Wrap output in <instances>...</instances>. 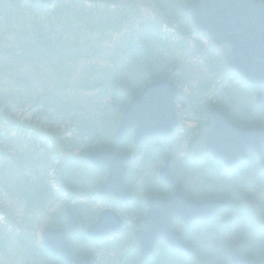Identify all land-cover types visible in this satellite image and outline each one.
Returning a JSON list of instances; mask_svg holds the SVG:
<instances>
[{
	"label": "rangeland",
	"instance_id": "obj_1",
	"mask_svg": "<svg viewBox=\"0 0 264 264\" xmlns=\"http://www.w3.org/2000/svg\"><path fill=\"white\" fill-rule=\"evenodd\" d=\"M116 1L107 0L103 3L98 0H53L47 11H41L45 14L42 16L43 18L50 15L48 17L50 18V23L46 21L48 18H41L40 24L37 25L46 29V35L54 36L58 30L61 40L57 41L56 45L52 46V49L47 48L46 52L35 49L33 41L25 40L23 36L24 29L21 27L22 25H19L17 19H13L9 23H5L4 20L0 22V97L5 98L6 101L11 98V104L14 106L11 124L16 126L11 129V136L5 137L9 142L4 141L3 144H0V148L11 154V156L7 155V157L9 162L14 163V168L19 169L20 165L27 163L30 158L33 159L35 164L31 170L26 168L15 175H11V170H3L2 165H0V180L2 182L6 180L7 185H9L8 191L0 186V204L9 205L8 209L14 220L21 216L17 218L18 224L16 226L11 225V228L7 229V231H11V240L5 236H0V241L6 240L8 241L6 244L11 243V245H5V248L9 249L8 252L0 254L2 264H28L29 262L24 263V257H21L28 244H33L34 250L32 251V258L29 259L28 257L29 264H51L52 260L50 257L52 255L44 243L43 233L45 230L63 226L65 217L63 218V223H59L58 219H60L61 214H65L67 205L70 204L73 208L76 207L74 210L77 209L80 213H85L87 216L93 212V216L90 215L93 218L98 217L106 206L104 203H100V199L97 198L98 195L95 193L106 178L105 169L86 168L78 164V161H68L66 164V176L63 172L64 164L62 163L71 154L77 156L86 154L89 153L91 148H97L101 144L100 140L92 138L93 133H89L92 129L88 125L89 122L86 121L92 114L93 106L91 101L96 90L82 89V87L78 86V81L89 74L90 77L96 76V73L100 75V69L108 67L111 58L119 54L117 52L119 46L124 40H127V35L132 33L135 28L140 27L144 21L154 20L156 22L158 19L157 22L160 24L156 23L158 28L153 32L160 29L164 33L171 34V42L173 41V24L178 28V24H176L178 22H176L174 17L172 19L163 17V19L161 15H158V5L152 0L127 1V3L137 8L134 13L131 10V13H128L127 16L122 13V9L118 5L117 7L115 6ZM59 2L71 6V9H69L71 12L68 15L65 13L67 8L64 9L65 11L62 10L60 12L62 14H59V17L53 15V11L60 6ZM178 4H175V6ZM23 8L27 9L26 11H30L28 12L30 14H37L35 6L32 7L26 3ZM41 12L39 15H41ZM81 14L85 15L87 20L78 27V20ZM65 16L69 17L70 23L62 20ZM68 27L70 30L76 27V30L70 34L67 31L64 33L65 30L63 28L67 29ZM187 35L191 37L193 41L191 43H194L196 48L201 47L200 41L208 44L205 37H199V39L189 33ZM182 36H184L183 33L178 34L177 39ZM188 36H185L183 41L188 42ZM151 44L154 43L152 42ZM165 55L167 62L173 59V48H170ZM196 59L198 58H194L192 54L181 57V61L185 63L187 69H189L190 64L194 65V67L192 73H189L191 75L188 76V83L180 85L183 92H181L179 99L186 97L185 94L188 93L187 85L193 84L192 81L197 83V78L200 77L201 79L204 75L203 70L200 69L201 63L198 66L199 61L196 62ZM181 75L185 76L186 74L183 73ZM208 77L209 81H212L214 76L208 73ZM185 78L180 77V79ZM205 92L204 96L209 101L206 102L204 100L201 103V108H204L207 103L216 104L219 101L214 87H209ZM244 93L247 92H240L241 99ZM41 95L48 100L41 106H36V98ZM112 105H114V109H117L115 101L111 97H107L101 106L105 111L98 118L97 123L99 125H97L102 134L105 133L107 128L102 127L104 121L102 122L101 120H110L112 117L111 126L114 133H116V128L114 127L122 111L118 109V111L116 110L117 112L110 110L109 107ZM208 106L206 105V108ZM42 111L46 115L42 114ZM191 118H193L191 115L187 118L185 114H182L181 124L195 127V122H191ZM200 120L202 118H199L198 122ZM80 126H82L83 132ZM194 129L195 131L194 133L192 132L191 138L190 135L192 133L189 132L187 134L189 140H183L185 130H180L175 136L176 142L174 146L176 150L178 149L177 152L174 151L176 172L182 170L178 165V158L184 154L181 149L191 148L192 144L196 146V140L199 141V145L202 143L203 136H201L200 128ZM34 131L38 132V135H43V138L37 140L38 135L33 137ZM87 132L92 137H84ZM111 135L112 133H110ZM31 139H33V142L30 141ZM81 139H84V142H80ZM76 142L79 143L78 146H76L77 144L74 145ZM34 152L35 155H33ZM132 154L134 155V153ZM140 158H143V156L140 155ZM151 165L149 171L142 167L143 171L141 172H145L143 176L153 175V170L158 169L159 171L163 167V163ZM138 166L140 165L134 164V170ZM248 166L250 168L245 166L243 171H248L247 175L251 177L250 186L252 183L257 182L261 172L259 165ZM30 171H33L34 177ZM194 171L196 172L197 169ZM25 174L32 178L41 177L48 184V190L52 193L55 200L54 203H52L53 200L48 202V208H37L38 210L32 214H25L26 203L19 199L18 196H14V192L11 190V184H15V179L17 177L22 178ZM177 175L180 177L184 173L181 172ZM65 178L67 179L65 183L71 184L74 190L66 187L65 183H63ZM191 178H193L195 184H200L202 180H205L206 187L209 189L215 185L213 178H206L203 174L194 175L191 173L184 175L183 183L190 181ZM134 181L135 184L141 183L138 175ZM173 188L175 189V187ZM176 188L184 192L187 191L186 187L184 188L181 185ZM189 190V193H193L191 189ZM193 195H195L194 198L207 197L205 193L198 195V197L194 193ZM237 195V201L242 202L241 205L248 208L251 200H245L239 193ZM218 220L221 221L220 219ZM6 223L5 215L0 212V228L2 224L6 225ZM57 224L59 225L58 227ZM83 229L81 228V230ZM208 234L210 235V232ZM22 236L23 238L20 239ZM101 244V246L94 242H90L86 246L82 244L79 246V250L76 249V252L96 256L95 252L97 250H102L104 253V249H106L104 243ZM17 248L19 249L16 250ZM99 257L101 258V256Z\"/></svg>",
	"mask_w": 264,
	"mask_h": 264
},
{
	"label": "water",
	"instance_id": "obj_2",
	"mask_svg": "<svg viewBox=\"0 0 264 264\" xmlns=\"http://www.w3.org/2000/svg\"><path fill=\"white\" fill-rule=\"evenodd\" d=\"M186 10L192 14L197 31L207 35L221 50L232 71L251 84H264V0H197L190 3ZM178 96L176 86L168 78L148 83L122 114L117 127L118 140L131 132L134 133L136 145L149 137H169L178 126ZM258 101H261L260 93ZM207 126L206 151L224 161L228 167L244 160L249 149L258 154L262 151V127H240L217 108L210 110ZM86 158L97 168H107V177L99 189L100 194H111L123 201L131 198L125 185L130 155L99 150L86 155ZM160 177L168 184H173L168 162L161 169ZM149 201L151 208L145 219V229L138 234L147 246L146 249L141 248L144 256L149 254L159 235L168 236L173 245L170 226L174 217H182L190 222L197 218H210L225 207L224 201L195 202L179 192L172 198L154 197ZM121 227V218L106 210L88 232L96 238H102L119 231ZM78 230V221L72 210L68 209L64 228L44 232L45 244L54 255L65 259L67 264H91L89 259L77 260L67 243V236ZM175 243L177 246L181 242L175 238ZM178 246L183 248L182 245ZM234 262L247 263L239 253H235Z\"/></svg>",
	"mask_w": 264,
	"mask_h": 264
},
{
	"label": "trees",
	"instance_id": "obj_3",
	"mask_svg": "<svg viewBox=\"0 0 264 264\" xmlns=\"http://www.w3.org/2000/svg\"><path fill=\"white\" fill-rule=\"evenodd\" d=\"M24 5H26V3L23 0H0V22L4 20L5 23H9L13 19H17L19 25H22L21 27L24 29L23 36L25 40L33 41L35 44V49H39V51L43 50V52H46L47 48L52 49V46H55L57 41L61 40V35L59 34L60 32L57 30L54 36L46 35V29L41 28L39 25H37L40 24L41 18L47 19L50 15L43 18L41 15H38L36 13L30 14L28 13L30 11H26L27 9L23 8ZM59 5L60 6L53 11V15L59 17V14H62L60 12H62V10L66 8L68 10V12L67 10L65 12L67 15L71 12V10H69L71 9L70 5L67 6L62 4L61 2H59ZM14 10L17 11V14L14 13ZM161 16L165 19L166 17L172 19L173 13L171 15ZM62 20L70 23L68 16H65L64 19L62 18ZM86 20V16L81 14L78 20V27L84 24ZM46 21L50 23V18H48ZM157 21L158 19L156 20V22H154V20L144 21V23L140 27L134 29L132 33L128 34L127 40H124L121 46H119V49L117 51L119 54L111 58V62L108 67L100 69V75L96 73V76L90 77L89 74L84 76L83 79H81L80 81H78V86L82 87V89L88 88L89 90H96V93L94 94L91 101L93 106V109L91 110V117L87 118L89 119V121H87L86 119V121L89 122L88 125H90V129H92V131L89 133H93V137L88 132L86 134L84 133V137L89 136L94 138V140L98 139L101 141V144L97 148H91L89 152L100 148H112L124 153H134V163L138 160L139 156L144 153L145 158L143 160V166L147 164H154L158 160L160 162L163 161L164 158H162L163 155L161 156V148L156 142H147V144L144 143L140 147H135L132 142V136L130 135L125 140H123V142L118 143L116 142L114 137L112 138V135L110 136V134H108V130L103 135L97 125L98 118H100L101 114L105 111V109L101 107L105 98L111 97L115 101L117 109L122 110L126 106L129 99H131L135 94L139 93L146 83L169 75L173 64L178 65V68L181 72H188V76L191 75L189 74L191 73V70L187 69L177 60L171 59L167 62V57L165 54L166 52H169L170 48H173V41H170L172 35L169 33H164L160 29L153 32L156 28H158V26H156V23L160 24ZM63 29L65 30L64 33L67 31V33L70 34L74 30H76V27H74L73 30H70L69 27L67 29ZM40 30L43 31L40 32ZM193 32H195L193 29L189 31V33ZM152 42L154 44H151ZM175 45H177L176 47L178 49L183 50L184 53H186L189 49H192L195 54L202 55L200 56V58L202 57L200 69L203 70L204 77L196 86L191 87V90L193 92V102H191V107L194 111H196L198 109H201V103L204 102V99L202 97L206 93L205 91L209 87H213L215 79L219 78L221 73H225V71H227V68L224 65L221 55H217L214 51H208L206 53L203 52L204 45H201L202 50L201 47L196 48V46L194 48H191L190 45L183 40L179 41ZM206 69H208V73L213 74L214 76L212 78V81L210 80L208 83L205 82L207 81ZM221 76L223 78L224 74H222ZM174 78L179 83H188V77L185 79H180L179 75L177 74L174 76ZM217 90L220 89L218 88L216 89V91ZM220 92L221 98L217 102V105L221 106L223 109H226L225 106L227 105L232 104V106H236L242 103V101L239 100L240 93L238 91V87H232L229 89L224 87L223 85ZM47 100L48 99L45 98L43 95L38 96L35 101V103L37 104L36 106H41ZM251 103L254 104V101L251 100V98L245 100L242 103L245 108L241 109V112H243L244 110H249V105ZM0 107V144H3L4 141L9 142L5 137L11 136V129H14L16 126L11 124V117H13L14 114V106L11 104V98H9V100L7 99L6 101L5 98L0 97ZM204 108H206V105L204 106ZM109 109L112 111L117 110L114 109L113 105L110 106ZM41 113L45 114L43 111ZM263 118L264 114L260 110V108H258L256 123H264ZM80 128L82 129V126H80ZM33 135V137H36L38 135V132L34 131ZM40 138H43V135H38L36 139L38 140ZM30 141L33 142V139H31ZM80 142H84V139H81ZM78 144L79 143L76 142L74 145L78 146ZM76 146H74V148H76ZM159 154L161 158L160 156H158ZM0 155V165H2V169L11 170V175L20 173L26 168H29L27 170H31L35 165L33 159L30 158L27 163L21 164L20 168L17 169L14 168L13 162H9L7 155L11 156V154H9L3 148H0ZM33 155H35V152L33 153ZM68 161H78V164L82 165V167H92V165L85 159V154L79 156L71 154L62 163L64 164L63 172L65 176L67 171L66 164L68 163ZM180 162L181 160H178V165L180 164ZM184 163L187 166L190 164L198 165V162L195 161V159L184 160ZM213 163V170L210 167L209 170L206 171V174L213 176L215 180L214 187L207 191L209 196L237 200L236 196L237 193H239L241 197L246 198L248 200H252L253 193L249 186L250 181L246 179L245 182H243L239 179L238 175L241 170L240 166L228 171L223 166L218 165L215 162ZM133 168L134 167L132 164L130 172H133ZM224 169L226 170L225 172ZM30 172H32L33 175V171ZM17 178L14 181L15 184H11V190L14 192V196H18L19 199L23 200L26 203V215L29 213L32 214L34 211H37V208H48V202L52 200V203L55 202L54 196L48 190V184H46L41 177L32 178L25 174L22 178ZM66 181V178L63 179V183H65ZM244 184L246 185V187L243 186ZM65 185L67 188L74 190L72 185L68 182L65 183ZM0 186H2V188L7 191L9 190V185H7L6 180L4 182L0 180ZM159 193H161V190L159 191ZM8 207V204H0V212L5 215V220L7 222L6 225L2 224V227L0 228V236H5L6 238H9L11 240V231H7V229L11 228V225L16 226L18 224L17 218L21 216L17 217L16 220H14V217H11V212L9 211ZM61 221H63V214H61L60 219H58L59 223ZM260 235L263 236L264 234L261 233ZM22 238L23 236L20 239ZM262 241L263 240H261L260 242L262 243ZM0 242V254H2V252H8L9 249L7 247L5 248V245L8 246L11 245V243L6 244L8 242L6 240H2ZM18 249L19 248H17L16 250ZM32 251H34L33 244H28L26 246L25 252L21 256L22 258L24 257V263H30V261H28V257L29 259L32 258ZM0 264H2L1 261Z\"/></svg>",
	"mask_w": 264,
	"mask_h": 264
},
{
	"label": "flooded vegetation",
	"instance_id": "obj_4",
	"mask_svg": "<svg viewBox=\"0 0 264 264\" xmlns=\"http://www.w3.org/2000/svg\"><path fill=\"white\" fill-rule=\"evenodd\" d=\"M31 1V0H30ZM100 2H106L107 0H98ZM129 0H117L115 3V6L122 9V13L124 12L125 14L130 13L132 10V13H134L137 8L134 7V5H131L127 3ZM137 1V0H136ZM158 5V15H171L172 11L168 9V6L170 3L173 2V0H152ZM153 6V5H152ZM132 7V8H131ZM153 9V8H152ZM127 11V13H126ZM251 88L252 92V97L255 101L254 104L249 105V110H245L244 112H241V108H245L244 105H227L225 106L226 109L221 108V106L217 105H209L207 108H201L196 111H191L189 109L184 110L182 109L180 112L184 113L187 118L188 115H191L193 118L192 122H195V127L193 126H188V125H180L179 129L176 131V133L173 135V140H168L167 141V146L165 148V152L170 154L173 151V156H175V152L178 151L173 147V143L176 142L175 136L180 130H185V134L183 135L184 140H189V137L187 134L194 133L195 129L191 128H200L201 130V136L202 138V143L199 145V141L196 140L195 145L196 146H191V148H185L181 149L184 154L192 159H195L198 163H201L202 165L210 164L209 160H214L213 157L209 154V152L206 151V139L208 137V127H207V122L209 120L210 116V108L212 107H218L222 111H225L229 117L236 122L239 125H244V126H252V125H257V109L258 107L264 114V85L263 86H249L246 84V87ZM188 88V87H187ZM259 92H262V100L259 103L257 94ZM201 110V111H200ZM199 118H202L200 122H198ZM264 121V118H263ZM264 125V123H258ZM193 133L190 135V138L192 137ZM202 149V150H201ZM141 156L143 158L138 159L135 163L132 161L131 163L133 164H139L136 168V170H133L132 175L133 177L131 178L132 184L126 183V186L131 193V198L129 200L123 201L122 199H119L115 196H97V198L100 199V203H104L106 206L102 209L101 212L104 210H111L116 214L118 212L120 215L118 218H121L122 220V232L120 233L121 235L118 237L116 240V247L114 249H110L107 251V248L104 249V253L102 250H97L95 252L96 256H92L91 254H84L82 252L78 253L76 252V249H74V254L75 257L78 259H86L88 258L90 262L92 261V264H216L215 261L211 262L209 258L210 250H209V244L203 240H200L197 238L196 232L199 231L200 228H206L209 226L207 222H200V221H195V222H189L183 219L182 217H175L171 223L170 229L173 231V234L179 233L181 234L182 241L183 243H179L176 246L175 243V238L177 236L173 235V245L169 241L168 236L166 235H159L158 238L155 240L153 248L150 249V252L147 256H144L141 252V248L145 247L147 248L146 244L143 242L142 238L140 239V236L138 234L144 231L145 229V219L149 214L151 205H150V197L154 198L155 196H161V197H168L170 196V191L173 190V193L177 190L176 188L174 189L173 187L176 186L177 182H175L170 185L167 184L166 182H160V173H158V169L153 170V175H148L145 177L143 174L145 172L143 171L142 167H145L146 171H149L151 169L150 164H147L143 166V160L145 158V154L143 153ZM159 159V158H158ZM259 159V155L255 154L252 152L251 149L248 150L247 157L244 160L243 164H248V165H253L254 162L257 163V160ZM166 159L164 158L163 162H160L159 160L154 163V164H160V163H165ZM219 165L223 166L226 168L225 164L223 162H218ZM170 166L172 167L173 170V163H170ZM203 166V171L206 173V171L209 170V167ZM234 168V167H233ZM212 169V167H211ZM227 169V168H226ZM232 169V168H231ZM213 170V169H212ZM226 170L224 169V172ZM261 171H264V169H261ZM158 174H156V173ZM147 174V173H146ZM156 174V175H154ZM138 175V179L141 180V183L135 184L134 180L135 177ZM144 179V181H143ZM159 180V181H158ZM164 181V180H163ZM166 188H168V191H166ZM161 190V193L159 191ZM96 193V192H95ZM111 197V198H110ZM122 210L123 211L122 213ZM228 210H225L223 213L219 215L221 218V221L225 222L228 224V227L232 223H243L247 221V217L245 215H237V217H232L228 215L229 212ZM100 212V213H101ZM230 217V218H229ZM99 220V217L93 218L89 217L87 223L89 224H96ZM120 220V219H119ZM234 221V222H233ZM250 222L252 223L253 227V234H258L262 233L264 234V220L262 215L259 213V210L257 207L254 210V214L251 216ZM235 227V224H234ZM114 233V232H113ZM83 234V239L86 240L88 243L94 242L97 243L99 239L103 238H110L112 237V233L108 234L107 236H104L102 238H93L91 236V239L88 234L85 232ZM264 238V235H263ZM81 238V234H74L70 235V244L71 246L73 245H78V250H79V245H84L85 242ZM104 239V240H105ZM102 241L106 245V243ZM99 242V241H98ZM73 244V245H72ZM189 248V252H187L184 248H179L178 245H184ZM239 250L241 253L250 261L254 262V264H258L256 260L254 259V256L250 255L252 253L247 252L248 250L247 245L245 243L240 244ZM74 247V246H73ZM245 247V248H244ZM241 248H244L245 250L242 251ZM223 250H218V252H222ZM254 251H257V249H254ZM193 253L195 255H204L202 260H199L197 263H194V257ZM232 252H229V259H227V264H233L231 255ZM101 256V258L99 257ZM218 255L216 256L217 259ZM60 263L59 264H67L66 260H62L58 258ZM102 259V260H101ZM100 261V262H99Z\"/></svg>",
	"mask_w": 264,
	"mask_h": 264
},
{
	"label": "bare ground",
	"instance_id": "obj_5",
	"mask_svg": "<svg viewBox=\"0 0 264 264\" xmlns=\"http://www.w3.org/2000/svg\"><path fill=\"white\" fill-rule=\"evenodd\" d=\"M32 3H33V5L37 8V14L39 15V13L42 11V10H45V11H47L48 9H49V6H51L52 5V3H53V0H51V2L50 3H46V2H44L43 0H32ZM168 9H170L171 11H172V13H173V2L172 3H170V5L168 6ZM131 12V11H130ZM14 13L15 14H17V11L16 10H14ZM10 14H11V12H10ZM45 14L44 13H42L41 12V16H44ZM8 17H9V15H8ZM11 19H12V17H11ZM129 26V25H128ZM45 34H46V31H45ZM165 78H168L172 83H173V67L171 68V70H170V74L169 75H167V76H165ZM142 92V90L139 92V93H137V94H135L131 99H129V101L127 102V104H126V106L121 110L122 112H121V115H120V118H119V120L117 121V123L115 124V127L114 128H116V131H117V125L119 124V121H120V119H121V116H122V114L124 113V111L126 110V108L128 107V105L130 104V102L136 97V96H138L140 93ZM107 119V118H106ZM112 120H113V117L110 119V120H101L102 122L104 121V125H102V127H104V128H107L106 129V131H105V133L107 132V130H108V134H110V133H112V138L114 137L115 138V140H116V142H118V143H121V142H123V140H125V138H123L122 140H118V138H117V133H114V130H113V128L111 127V125H112ZM87 121H89V119H87ZM98 124V123H97ZM99 125V124H98ZM104 135V134H103ZM161 136H154V137H152V138H147V139H145L144 141H143V143H146L147 144V142H156L158 145H159V147L161 148V156L163 155V157L162 158H165L166 159V161L168 162V163H173V153H170V154H168V153H166L165 152V148H166V146H167V141L169 140H173V132L171 133V135L169 136V137H162V138H160ZM100 149H103V150H113V151H116V152H118V153H122V154H127V155H130L131 156V161L128 163V165H127V175H126V178H125V183H128L129 185L130 184H132V182H131V178L133 177V175H132V173L130 172V166H131V162L133 161L134 162V155L132 154V153H124V152H120V151H117V150H115V149H112V148H100ZM158 156H160V154L158 155ZM161 156H160V158H161ZM139 159V158H138ZM164 160V159H163ZM170 172H171V175H172V177H173V170H172V167L170 166ZM15 175V174H14ZM18 179V178H17ZM166 191L167 192H169L168 191V188H166ZM172 198L173 197V190L172 191H170V196H168V197H165V198ZM74 208H76V207H74ZM74 208L70 205V204H68L67 205V207H66V209H65V213L67 212V210L68 209H71L72 210V212L74 213V215H75V218L78 220V224H79V230L76 232L77 234H81V238L83 239V232H85L86 231V233L88 234V236L91 238V236L93 237V238H95L93 235H90L89 234V232H88V230L93 226V224H89V223H87V221H88V219H89V216L90 215H92L93 214V212H92V214H90V215H86V214H83V213H80V211L79 210H77V209H75L74 210ZM107 210H109V209H107ZM106 211V210H105ZM111 211V210H110ZM123 211H125V210H122V213H123ZM114 213V212H113ZM84 215V216H83ZM101 215H102V213H100L99 214V219L101 218ZM115 215H120L118 212H116V214ZM63 218H64V214H63ZM147 218V217H146ZM64 221V220H63ZM63 221H61L60 223H63ZM99 221V220H98ZM63 226H60V229H62V228H64V226H65V221H64V223L62 224ZM81 225H82V227H81ZM121 225H122V220H121ZM59 225L57 224V227H58ZM81 228H84L83 230H81ZM122 232V227H121V229L119 230V231H117V232H114V233H112V237H110L109 239L108 238H103V239H99L98 241H97V243L98 244H100V246L102 245L101 243H102V241H100V240H104V242L106 243V245L104 244V246H105V248H107V251H109L110 249H114L115 247H116V240L118 239V237L121 235L120 233ZM93 238H91V239H93ZM84 240V239H83ZM83 242H85V246L87 245V244H90V243H88L86 240H84ZM95 242V241H94ZM67 243H68V245H71L70 243V235H68L67 236ZM51 258V257H50ZM51 260H52V258H51Z\"/></svg>",
	"mask_w": 264,
	"mask_h": 264
}]
</instances>
